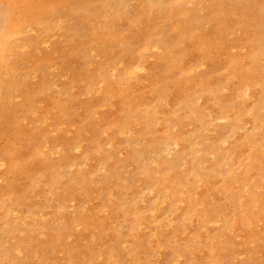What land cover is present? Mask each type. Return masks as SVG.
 <instances>
[{"label": "rangeland", "instance_id": "obj_1", "mask_svg": "<svg viewBox=\"0 0 264 264\" xmlns=\"http://www.w3.org/2000/svg\"><path fill=\"white\" fill-rule=\"evenodd\" d=\"M0 264H264V0H0Z\"/></svg>", "mask_w": 264, "mask_h": 264}, {"label": "bare ground", "instance_id": "obj_2", "mask_svg": "<svg viewBox=\"0 0 264 264\" xmlns=\"http://www.w3.org/2000/svg\"><path fill=\"white\" fill-rule=\"evenodd\" d=\"M129 75V74H128Z\"/></svg>", "mask_w": 264, "mask_h": 264}]
</instances>
